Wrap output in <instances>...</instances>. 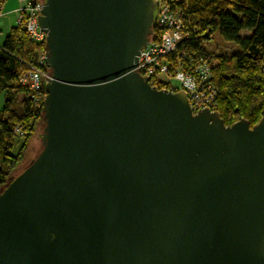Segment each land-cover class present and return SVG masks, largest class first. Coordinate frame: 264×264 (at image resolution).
Listing matches in <instances>:
<instances>
[{
  "label": "water",
  "instance_id": "1",
  "mask_svg": "<svg viewBox=\"0 0 264 264\" xmlns=\"http://www.w3.org/2000/svg\"><path fill=\"white\" fill-rule=\"evenodd\" d=\"M43 4L42 147L0 189V264H264V117L139 73L155 0Z\"/></svg>",
  "mask_w": 264,
  "mask_h": 264
},
{
  "label": "trees",
  "instance_id": "2",
  "mask_svg": "<svg viewBox=\"0 0 264 264\" xmlns=\"http://www.w3.org/2000/svg\"><path fill=\"white\" fill-rule=\"evenodd\" d=\"M182 8L199 35L197 40L191 37V46L212 54L220 116L226 125L245 118L253 127L264 117V0H188ZM216 32L234 42L237 51L228 56L207 48L204 41L213 39L215 45ZM45 49L46 43L33 41L22 23L0 45V189L20 162L14 153L17 141L24 139L25 145L36 123L43 124V106H36L29 85L20 78L39 63Z\"/></svg>",
  "mask_w": 264,
  "mask_h": 264
},
{
  "label": "built area",
  "instance_id": "3",
  "mask_svg": "<svg viewBox=\"0 0 264 264\" xmlns=\"http://www.w3.org/2000/svg\"><path fill=\"white\" fill-rule=\"evenodd\" d=\"M188 0H155L153 32L136 62V69L158 89L183 91L193 114L203 109L219 113V90L213 84V58L210 52L194 49L191 37L199 39L183 11ZM3 5H0V15ZM44 4L39 0H18L15 9L17 24H24L33 41L46 43L47 34L39 23ZM212 38V37H211ZM210 49L213 39L206 40ZM51 79L43 50L37 65H32L20 78L29 85L36 106H43L46 83ZM220 114V113H219Z\"/></svg>",
  "mask_w": 264,
  "mask_h": 264
},
{
  "label": "rangeland",
  "instance_id": "4",
  "mask_svg": "<svg viewBox=\"0 0 264 264\" xmlns=\"http://www.w3.org/2000/svg\"><path fill=\"white\" fill-rule=\"evenodd\" d=\"M39 1L43 2V0H39ZM214 41L216 44L210 45V48H212L211 50L213 52H216V54L231 56V54L234 51H237V45L232 41L225 40L219 32L215 33ZM18 97L20 99L22 96H18ZM3 102H4L3 95L0 94V103L3 104ZM42 132H43V124L42 121L40 120L36 123L35 129L33 133L29 136L27 141L25 142V145H22L24 143V139L20 138V140L17 141L16 146L14 148V153L18 152L20 162L10 173L11 176H14L19 172H21L39 153L42 147V140H41Z\"/></svg>",
  "mask_w": 264,
  "mask_h": 264
},
{
  "label": "crops",
  "instance_id": "5",
  "mask_svg": "<svg viewBox=\"0 0 264 264\" xmlns=\"http://www.w3.org/2000/svg\"><path fill=\"white\" fill-rule=\"evenodd\" d=\"M17 5L18 0H6L3 5V12L0 15V45L4 43L12 27L17 24V17L15 13Z\"/></svg>",
  "mask_w": 264,
  "mask_h": 264
}]
</instances>
